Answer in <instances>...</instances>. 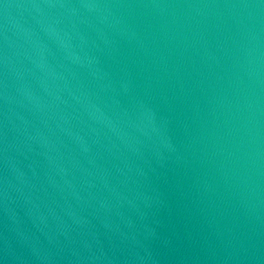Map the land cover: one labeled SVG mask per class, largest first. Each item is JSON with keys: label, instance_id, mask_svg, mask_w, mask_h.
Segmentation results:
<instances>
[{"label": "water", "instance_id": "95a60500", "mask_svg": "<svg viewBox=\"0 0 264 264\" xmlns=\"http://www.w3.org/2000/svg\"><path fill=\"white\" fill-rule=\"evenodd\" d=\"M0 264H264V0H0Z\"/></svg>", "mask_w": 264, "mask_h": 264}]
</instances>
